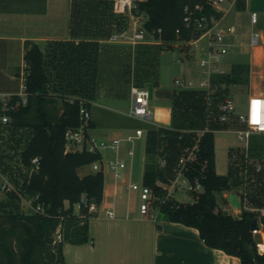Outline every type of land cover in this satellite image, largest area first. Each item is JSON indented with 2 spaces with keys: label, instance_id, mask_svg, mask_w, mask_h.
I'll list each match as a JSON object with an SVG mask.
<instances>
[{
  "label": "trees",
  "instance_id": "1",
  "mask_svg": "<svg viewBox=\"0 0 264 264\" xmlns=\"http://www.w3.org/2000/svg\"><path fill=\"white\" fill-rule=\"evenodd\" d=\"M136 3V14L146 16L144 26L159 42L160 49L199 38L204 31L198 24L202 17L209 20L212 16H223L208 0H136ZM235 6L239 11L245 10L246 0H237ZM127 25L128 17L114 13L113 0H73L70 31L78 43L55 42L45 52L34 44L27 50L24 57L27 103L8 112L12 118L8 125L13 132H30L20 154L27 172L21 190L33 206L42 205L43 211H0V264H66L64 244L81 245L89 241L87 220L92 214L89 206L102 202L105 177L103 172L80 176L78 169L93 164L101 156L86 150L66 152V133L80 125L81 107L91 111L100 73L99 40H107ZM141 48L147 49L145 53L151 49L148 45ZM156 55L157 52L153 58ZM137 61L136 67H129V75L137 71L140 77L134 80L138 85L144 86L147 78L154 86L155 72L142 68L145 60ZM248 81L249 66L234 64L230 72L213 78L215 90L211 93L199 89L175 91L171 129L145 128L143 183L157 197H163V185L173 179L179 156L199 137L198 156L188 164L186 176L190 180L198 177L203 190L193 193L192 202L172 198L158 208L168 220L196 228L207 246L238 257L240 264H264V252L259 253L260 242L251 231L253 219L264 224V216L260 214L264 209V169L257 171L256 164L264 162V135L251 139L248 155L240 147L230 149L228 175L216 171L214 131L228 122L220 121V108L230 96V86ZM57 100L63 102L60 116L50 110ZM89 125L92 127L93 123ZM202 130L204 133L199 136L197 131ZM34 158H39V165L30 174ZM239 185L242 191L236 194L241 201V213L225 215L226 207L221 205L219 195L223 197L222 203L229 205L223 194ZM7 193L10 200L19 202L14 191ZM59 226L63 239L56 242Z\"/></svg>",
  "mask_w": 264,
  "mask_h": 264
},
{
  "label": "crops",
  "instance_id": "2",
  "mask_svg": "<svg viewBox=\"0 0 264 264\" xmlns=\"http://www.w3.org/2000/svg\"><path fill=\"white\" fill-rule=\"evenodd\" d=\"M236 1L227 0L223 3L227 4V7H221L224 14L219 27L226 30L223 44L228 50L221 68L228 73L234 64L248 65L249 81L248 84L233 85L229 88V98L235 104L236 114L219 128L224 133H235L237 129L245 126L238 121V114H245L252 121L264 120V0H246V8L242 11L236 9ZM72 2L73 0H0V93L19 92L20 85L19 89H16L14 84L20 78L25 54L34 44H38L45 52L55 42L78 43L77 39L72 38L70 31ZM252 12L258 13L257 23L252 22ZM229 28H232V32ZM255 32L260 33V40L257 45H252L251 40ZM108 39H100L99 43H111ZM193 50L196 51L192 48ZM189 55L191 56L190 53ZM129 77L132 78L130 87L137 84L134 74ZM113 80L116 79L112 77V83H115ZM115 89L112 86L108 92L102 93L97 88L95 97L97 93H108L112 96ZM154 89L153 86V91ZM95 97L92 99L93 126L90 127V132L96 137L107 140L125 138L135 136L136 130L142 128H136L134 133L126 126L113 121L110 115L96 111ZM167 112H170L168 119ZM156 115L160 125L165 122L171 125L172 105L159 107ZM105 127L108 130H105ZM109 130H113L115 136L109 134ZM142 138L136 139L135 145ZM129 146L130 143L123 142L124 156ZM226 147L227 173L218 168L219 152ZM237 147L239 145H232L223 136L220 140L215 138L216 171L219 175L226 176L229 173V151ZM106 153L108 157L111 156L109 151ZM78 173L85 176L95 172L91 165H88L79 168ZM127 181V178L118 181L115 196L113 175L112 186L109 187L105 182L104 198L101 203H95L96 208L91 211L92 214L87 220L89 241L81 245L66 242V264H240L238 257L207 246L196 228L168 220L158 207L150 209L146 215H142L138 208H132L129 204L131 197L136 195L138 198L139 193L132 191L129 195L126 191ZM236 191H242L240 185L230 193H237ZM230 193L223 196L228 197ZM125 199V208L120 207ZM222 199L221 196V205L226 207L229 214L240 215L241 209L231 204L224 205ZM112 205H115L116 210L114 219L106 215V210ZM257 234L260 237L259 245H264V224L260 226Z\"/></svg>",
  "mask_w": 264,
  "mask_h": 264
},
{
  "label": "built area",
  "instance_id": "3",
  "mask_svg": "<svg viewBox=\"0 0 264 264\" xmlns=\"http://www.w3.org/2000/svg\"><path fill=\"white\" fill-rule=\"evenodd\" d=\"M226 1L227 0H208L209 4L216 11L223 14L224 11L221 9V5ZM136 9V0H113L114 13L120 16L128 17V25L126 28L114 32L109 37V42L136 46L146 41L149 33L147 32L144 23H142V17L136 14ZM221 18H215L212 16L208 20L206 17H202L200 20H198L199 27L204 29L202 35L197 39L181 42L183 46L193 47L197 53H199L200 60L198 64L202 69V75L205 76L206 79H200L198 81H195L194 79L188 81L185 79H183V81L177 79L176 83L178 85H181L186 89L206 90L209 93L215 90L213 86V78L216 77V75L225 73L222 71L221 62L228 51L223 44L226 30L222 27H219ZM251 19L253 23H257L258 13L252 12ZM228 30L232 32V28H229ZM177 32H179V30ZM158 33H161L160 29L158 30ZM204 38L207 39V43L205 46L200 47L198 42ZM259 40L260 33L255 32L251 40L252 45H257ZM25 67L26 63L24 62L19 75L21 81L19 92L0 93V124H10L12 118L8 112L16 111L22 105L27 103L28 87L26 83ZM130 95L132 105L128 113L129 116L146 123H152L155 113L150 109V94L148 87L132 84L130 87ZM220 110V121L222 122H227L232 115L236 114L235 104L230 98L226 99ZM80 119V125L78 127L69 129L66 133L65 151L82 152L86 150L91 153L100 154V159L91 164L92 170L94 172L104 173L106 168L113 174V179L115 182L114 196L116 195L118 181L128 178L126 191L129 193V195L132 191H137L139 193V210L142 215L148 214L150 209L156 208L158 205L166 203L172 199L177 190H187L191 193H200L203 190V186L198 177L190 180L186 176L188 164L197 159L199 151V137L196 139L195 144L192 147L187 148L183 156L179 159L174 170L175 175L168 184L163 185L165 194L160 198L155 195L152 188L146 186L143 182L139 185L133 181V167L136 148L135 140L145 136V129H137L135 136L130 135L125 138L117 137L110 140L100 139L90 132L91 128L89 123L92 119L91 111L86 107H81ZM237 119L241 124L245 125L244 127L235 131L238 139L243 143V145L239 147L241 150L245 151L246 155H248L251 139L254 136L264 135V120L252 121L245 114H238ZM203 133L204 131L202 130L201 134ZM123 142L130 143L129 148L126 151V158H124L122 154ZM106 151H109L111 156L104 162L103 153ZM256 164L257 171L264 169V162L257 161ZM32 165L33 166L30 168V174L38 169L39 158H34L32 160ZM180 177H182L183 180H181ZM7 184L8 182H6L3 187L10 191V189L7 188ZM154 201H156L155 204ZM76 207L79 209L80 205H76ZM29 208L32 211H43L42 205L35 207L31 204V202ZM95 208L96 204L92 202L89 206V211L91 212L92 210H95ZM260 214L261 216H264V209L260 210ZM106 215L110 219H114L116 217L115 205H112L106 210ZM259 222V225L262 226L261 221ZM60 228L61 226L58 227L55 235L56 242H61L63 239ZM258 232L254 233L257 234Z\"/></svg>",
  "mask_w": 264,
  "mask_h": 264
},
{
  "label": "rangeland",
  "instance_id": "4",
  "mask_svg": "<svg viewBox=\"0 0 264 264\" xmlns=\"http://www.w3.org/2000/svg\"><path fill=\"white\" fill-rule=\"evenodd\" d=\"M221 7H227V4H222ZM140 16L142 17V23H144L146 20V16L144 14H141ZM181 42H176L172 47H163V49L161 48L162 50L159 48V42L155 40L152 35H148L145 42L136 46L120 43H100L101 51H99L98 54L100 73H98L99 83L96 85V90L98 88V90H101L102 93H106L109 91V87L114 86V88H116V91L112 96H109L108 93L105 95H99V93H97L94 101L95 104H97L95 106L96 111H102L103 113L110 115L109 117H111L113 121L118 122V124L120 125L126 126L127 128L133 130L134 133L135 129L139 127H157L171 129V125L167 124V122L160 125L158 123L156 114L159 107L163 108L172 105V98L174 97L173 93L175 91L186 89L185 87L178 85L176 83V80L178 79L183 81V79H185L186 81H188L194 79L195 81H198L200 79H206V77L202 75V69L198 64L200 60L199 53L194 50L192 51L193 47L183 46ZM206 43L207 39L204 38L198 42V45L200 47H203L206 45ZM144 45L150 46V52L147 51L145 53L147 49L141 48ZM156 52V58H153V55ZM189 53L191 54V56L189 55ZM139 54L144 58L139 57ZM137 59L140 61L139 63H143L145 60L146 63H144L143 67L141 65L142 68H148L149 70L151 69L153 73L155 72V74L153 75L155 89L153 91V98L150 99L149 103L150 109L155 113V117L152 123L140 121L139 119L130 117L128 114L132 105L129 93L132 78L129 77L131 76L129 75V67H132L134 65L136 67L138 64ZM223 60L221 62V65L223 63ZM134 75L135 80H138V77H140L139 73L137 71H134ZM112 77L116 79L113 81H116L117 83H112ZM146 80L147 78L143 82L144 86L142 87H147V85L151 83L150 81ZM19 85L20 78L15 81L14 87L16 89H19ZM50 110L56 116L62 115V100H57V102L51 107ZM109 117L105 116V118ZM166 118H170V112H167ZM105 128V130H108L107 127ZM216 128L220 130L219 126H217ZM218 130L215 132V138H217L218 140H220V137L223 136L232 145H243V143L238 139L236 133H224L221 132V130ZM197 133L198 135H200L201 131H197ZM109 134L115 136L116 133L113 130H109ZM29 135L30 132L28 131L17 130V132H13V129L11 130L9 125L0 124V211L17 210L24 212L30 210V200L27 199V197L21 190V185L25 179V175L27 172L26 170H24V165L21 162L20 156L21 151L24 148V141L27 140ZM145 143L146 137H143L135 145L136 148L133 167V181L139 185L143 182L145 171ZM126 145L127 144L125 143V147ZM187 148H190V146L184 148V150L182 151L183 153L178 158V161L183 156ZM122 154H124L123 150ZM107 158H109L108 154L106 152L103 153L104 162ZM124 158H126V156H124ZM227 165L228 156L226 147L221 149V151L219 152L218 168L227 173ZM112 175L113 174L105 168V182L109 187L112 186ZM180 179L183 180L182 177H180ZM6 182H8L7 188L10 189V191H14L20 198L19 202H15L16 204L12 200H10L7 193V191L9 190L3 187ZM174 199L179 202H192L194 200V196L190 191L177 190L174 194ZM220 200L221 196L219 195V201ZM125 201L127 200H123V202L120 204L121 206H119H123L125 208ZM129 204L132 208L139 209V197L137 198L136 195L132 196ZM256 238L258 241H260L259 234H256Z\"/></svg>",
  "mask_w": 264,
  "mask_h": 264
},
{
  "label": "water",
  "instance_id": "5",
  "mask_svg": "<svg viewBox=\"0 0 264 264\" xmlns=\"http://www.w3.org/2000/svg\"><path fill=\"white\" fill-rule=\"evenodd\" d=\"M147 87L149 89L150 99H152L153 98V84L150 83V84L147 85ZM228 200H229V202H230V204L232 206H234L237 209H241L242 205H241V201H240V198H239L238 194L230 193L228 195ZM224 214L228 215L229 211L226 209L224 211ZM259 230H260L259 220L258 219H253L252 225H251V231L252 232H258ZM258 251H259V253H263L262 250H261L260 245L258 247Z\"/></svg>",
  "mask_w": 264,
  "mask_h": 264
},
{
  "label": "bare ground",
  "instance_id": "6",
  "mask_svg": "<svg viewBox=\"0 0 264 264\" xmlns=\"http://www.w3.org/2000/svg\"><path fill=\"white\" fill-rule=\"evenodd\" d=\"M260 247H261L262 250L264 249V245H261Z\"/></svg>",
  "mask_w": 264,
  "mask_h": 264
}]
</instances>
